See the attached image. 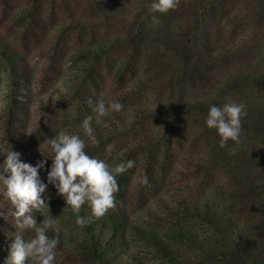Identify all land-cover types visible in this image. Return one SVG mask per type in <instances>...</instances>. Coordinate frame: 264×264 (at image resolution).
Listing matches in <instances>:
<instances>
[{"label":"trees","instance_id":"1","mask_svg":"<svg viewBox=\"0 0 264 264\" xmlns=\"http://www.w3.org/2000/svg\"><path fill=\"white\" fill-rule=\"evenodd\" d=\"M65 1L23 0L19 4L17 0H3L0 17L10 23L14 32L7 38L0 31V86L5 75L8 102L13 109L27 114L33 77L22 49L59 27L56 40L48 47L50 61L60 65L68 60L79 65L71 95L78 109L70 129L85 139L89 156L110 166L127 160L137 165L138 156H144V170L150 175L151 185L162 189V180L166 181L175 170L176 154L187 145L182 143L176 108L185 107L186 119L205 122L210 106L235 102L246 106L241 135L248 140L235 161L241 165L253 162L255 169L245 172L233 189L221 185L214 173L228 157L229 147L227 144L221 148L216 141L214 154L208 159L198 157L193 164L196 179L205 189L210 187L211 197L203 199L198 195L190 201L180 200L171 209L162 197H155V205L162 213L150 215L175 224L166 231L165 238L137 227L128 215L118 211L95 217L87 205L75 213L64 200L51 203L56 214L74 224L77 216L88 221L83 227L76 224L80 230L77 236L50 229L49 238L59 241L57 252L89 264H144L130 252L131 236L151 248L165 264H264V0H179L175 10L156 14L160 15L156 26L149 2L133 19L127 34L115 37L105 31L100 34L96 25L80 19L69 18L55 26L58 12L66 11ZM125 1L118 3L124 6L129 3ZM120 14L124 15L122 11ZM70 41L74 43L71 49ZM108 78L123 88L133 80L134 87L128 88L123 97L131 101V116L130 112L112 113L97 123L92 108L103 97ZM163 97L178 99H168L169 104L155 110L158 99ZM149 99L157 102L152 104ZM89 115L93 116L92 127L99 141L96 145L87 141L81 127ZM9 116V147L19 153L23 144L15 122L23 119L15 110ZM152 118H156L153 128L132 136L133 147L115 149L128 131ZM197 141L189 142L188 152L197 153ZM109 145H115L111 153L106 151ZM5 160L6 153L0 152V174L7 177L9 173L2 172ZM135 165L117 176V198L124 196L127 176ZM8 206L11 204L4 198L0 184V212ZM30 214L38 224L46 215L35 209ZM7 256L8 247L0 244V264Z\"/></svg>","mask_w":264,"mask_h":264},{"label":"rangeland","instance_id":"2","mask_svg":"<svg viewBox=\"0 0 264 264\" xmlns=\"http://www.w3.org/2000/svg\"><path fill=\"white\" fill-rule=\"evenodd\" d=\"M17 1L21 4L20 1L23 0ZM56 1L59 2L60 0ZM99 1H101L100 4ZM119 1L122 0H66V4H63L66 11H64V14H62V10L58 12L60 14L55 18L56 22L54 24L55 26H59L62 23H66L68 20L70 21L69 18H74L73 20L80 19L96 25L100 29L99 33L102 35L104 31L114 37L126 35L130 25L133 23V19L137 18L141 10L145 9L146 5L152 2V0H126L125 2L129 3H125L124 6L119 4ZM7 2L10 3L12 0H7ZM2 5L3 0H0V7ZM121 11L124 14L122 16L120 14ZM0 18V31H2L5 37H12L14 28L9 22L2 20V17ZM58 28L59 27L51 32L42 34L38 40L21 51L27 58L33 74L29 87V94L27 95L29 99L27 114H22L18 109H13L12 106L9 105L8 80L5 75L2 76V83L0 86V152L7 154L8 151L12 150L9 147L11 144L8 142L6 132L10 119L9 114L15 110L19 114V117L23 119V122H15L19 127L17 133L23 144L19 154L23 162L33 165L40 160L52 158V153L44 143L45 140L53 138L60 132L67 131L71 133L70 126L73 123V117L76 115L78 109L76 102L71 98L73 88L72 81L75 71L79 66L78 63L72 64L68 62V60H65L60 65H56L53 61H50L51 56L48 47L51 46ZM71 45H74L72 41L68 43L69 49H71ZM262 57L264 58V52ZM107 80V86L104 87L102 98L106 101H119L123 106L120 113L126 115V112H130L129 116H131V101H127L123 97L126 91H128V88L131 89V87H134L133 80H129L128 87L126 88L117 87L113 82H109V78ZM185 89L186 87L183 88V90ZM138 95L139 94H137L136 97H138ZM168 99L175 102L178 97L173 99L167 97L159 98L156 106L169 104L170 102ZM140 100H142V103H145L143 99ZM150 101H153V99ZM156 102L157 100L155 99L152 104ZM176 110L178 111L177 120L179 121L177 124L182 130V143L187 145L184 146L183 151H179L176 154L175 170L167 177L166 181L162 180L163 188L160 189L157 186H153V184L151 185L150 175L144 170V168H146V159L144 156L142 157L139 155L135 170L127 176V181L125 180L127 183L125 185L124 196L122 195L123 197L117 198L116 195L118 193L115 194L116 206L109 210L128 215L130 220L137 227L147 231L152 230L163 238L166 237V231L172 229L175 224L167 220H158V218L150 215V213L156 215L162 213L155 205V202H157L155 197H162L170 209L174 207L175 202L180 200L190 201L198 195V197H202L203 199L211 197L213 194L210 187L205 189L196 179L195 173L193 172V164L197 161L198 157L208 159V157L213 155L215 152L214 149H216V141L217 143L220 142V137H218L217 132L208 129L205 122L186 119L188 111H185L186 109L184 106H178ZM155 123L156 118H152L151 121H145L141 126L132 128L121 138L120 143H117V147H115V145L113 146L117 151H123L126 148L133 147L132 136L141 134L143 129L153 128ZM207 129L209 131H207ZM125 132L126 130H124V133ZM191 140H198L196 154L188 152V144ZM246 141L248 140L245 136L241 135L239 144H234L232 141L228 142L229 152H227L226 156L229 157V160H226L228 157H225L221 166H218L217 171L214 173L215 180L221 185L233 189L240 181V178H243L245 172L255 169L253 162L241 165L240 162L238 163L235 161V156L240 155L238 151L242 146H245ZM249 145L250 144H248L247 147H249ZM12 151L17 152L15 150ZM51 163V160H48L46 168H50ZM40 175L46 182V171H42ZM45 195L49 197L48 204L50 215L56 220L55 228L63 232H72L77 236L80 232L79 227L66 216L56 214L57 212L51 206V203L61 201L63 198L57 195L55 188L51 185L48 187ZM11 209L12 206H8L3 209L5 212L2 213H11ZM43 213L47 216L48 210L45 209ZM161 217L163 218L164 215L161 214ZM189 225L194 226L192 223H189ZM15 232L14 218L11 214H5L4 219L0 218V244L8 247L12 242L9 235H11V233L14 235ZM21 235L27 239L30 238L31 234L25 231L21 233ZM129 241L130 252L139 257L144 264H165L159 260V258L153 254L152 249L147 247L144 243L134 240L131 236H129ZM56 264L89 263L69 259L57 252ZM216 264L223 263L219 262Z\"/></svg>","mask_w":264,"mask_h":264},{"label":"clouds","instance_id":"3","mask_svg":"<svg viewBox=\"0 0 264 264\" xmlns=\"http://www.w3.org/2000/svg\"><path fill=\"white\" fill-rule=\"evenodd\" d=\"M178 5L179 0H152L149 13L152 14L153 26L160 23V15L156 14H167ZM122 107L119 101L101 98L95 102L92 111L99 123L101 118L119 113ZM154 107L156 110L157 106ZM246 114L243 103L212 105L205 124L208 129L216 130L220 137V147L223 148L229 141L239 144L241 119ZM92 121L93 116H86L81 127L87 141L96 145L99 141L94 134ZM44 143L52 153V158L45 157L35 165L23 162L20 154L12 150L6 154L2 172L9 175L5 177L0 174V184L3 185L4 198L12 206L11 216L15 221L16 232L9 235L12 242L8 245V256L4 264H56L59 241L47 235L56 224L55 218L50 215L49 197L45 195L50 185L73 212L78 213L82 206L87 205L93 216L102 217L116 206L115 194L119 191L117 176L135 165L133 160H127L110 166L104 160L93 158L85 151V139L67 131L46 139ZM112 148L109 145L106 151L111 153ZM48 160L52 162L50 168H46ZM42 171L47 173L46 182L41 178ZM33 209L39 213L48 210L47 216L42 215V223L38 224L30 214ZM4 216L0 212V218L4 219ZM87 222L84 217L77 216V225L83 227ZM25 231L31 234L30 238L21 235Z\"/></svg>","mask_w":264,"mask_h":264}]
</instances>
